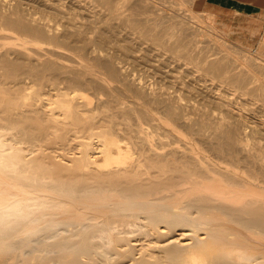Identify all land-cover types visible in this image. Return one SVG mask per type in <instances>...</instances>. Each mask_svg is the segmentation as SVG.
Returning a JSON list of instances; mask_svg holds the SVG:
<instances>
[{"label":"bare ground","instance_id":"obj_1","mask_svg":"<svg viewBox=\"0 0 264 264\" xmlns=\"http://www.w3.org/2000/svg\"><path fill=\"white\" fill-rule=\"evenodd\" d=\"M121 2L0 0V264H264L263 48Z\"/></svg>","mask_w":264,"mask_h":264},{"label":"rangeland","instance_id":"obj_2","mask_svg":"<svg viewBox=\"0 0 264 264\" xmlns=\"http://www.w3.org/2000/svg\"><path fill=\"white\" fill-rule=\"evenodd\" d=\"M100 1L101 0H99L98 4H95V2H93L91 0H63V2L65 3V5H63V8L64 9H68V8L74 9L78 14V16L73 15L76 18L99 19L100 21L98 22V25H101V26H115V25L116 26H124V24L117 23V22H115L113 24L107 23V22H105V19L110 18V19H114V20H119L122 18V16H121L122 14L116 12L115 15H113L114 11H122V10L124 11V8H125V11L129 12V10H131L133 8L132 7H126V6L122 7L121 0H116V2L119 5L117 3H115V0H114V3L112 6L110 5V8L107 7V3H105L103 0L101 2ZM123 1L127 2L128 0H123ZM133 1H137V0H133ZM154 1H159L158 3L156 2L157 7H155L153 5L151 7L149 6L150 9L146 7L147 8V12L145 11L146 13L144 11L143 12L141 11L142 13L139 12V14L137 13L136 15L140 18L145 16L144 17L145 19H148V17H149L152 20H154L156 18L159 19L158 18L159 15H161V16H159L160 18L162 17L164 19L166 18L167 15H169L168 17H171L170 20H169V18H166L165 21H164V19L162 21L161 20L162 18H161V19H159V21L161 20L164 25H167V24L171 25L172 24L173 26H176L178 24L181 27L188 26L191 28V26H193L192 28H197V27H200L201 29L205 28L203 30L208 31L209 33H207L206 35L201 34V36H200L201 40L203 39V41H204V42L202 41V43L203 44L207 43L208 45L211 43V44H213V47L217 46V48L216 47L214 48L215 50H221L218 48H222L218 45L219 41H225V43H227V46H229L228 44L233 46L231 48H235V47L237 48L238 45H239V47L240 46L243 48L245 47L246 50H245V48L243 49L244 53H248L251 55L254 54V52L256 51L257 48H263V50H264V47H262L263 46L262 42L264 40V14H256V15L239 14V13L232 11L231 8H226V7L218 8V10H216V8L211 7L210 4H208L206 2V0H183V3H182V0H167V1L166 0H162V1L161 0H154ZM162 2H164V3H162ZM159 4H160L161 8L159 7ZM79 7H80V9H79ZM128 8H129V10H126ZM175 8H176V10L178 9V11L181 14H182V12L185 13L186 16H188V14L191 13V10L192 11L196 10L199 13V17H194L193 21H190V22L186 21L183 23L182 19L185 18V15H181L180 13H178V15H180V17L178 15L176 17L175 12H177V11L175 10ZM141 9H143V7H141ZM110 11H112V12H110ZM170 13H172V14H170ZM173 13L175 14V16ZM140 14H143V15H140ZM209 14H210V16H212L211 18L208 17ZM189 16H190V14H189ZM208 18H209V20H211V22L208 21ZM175 20H181V21L179 23H175V22H173ZM95 23L96 22H93L90 24L95 25ZM181 23H182V25H181ZM209 23L213 24V26ZM195 26H197V27H195ZM122 31L127 32L129 30H122ZM200 43H201V41H200ZM141 45L146 47L149 45V43L142 41ZM260 45H261V47H260ZM210 47H211V45H210ZM252 51H254V52H252ZM222 52H224V51H222ZM169 54H170L169 52L163 53V55H165L167 57H169ZM261 55L264 56V54H261ZM139 59L140 60H138V62H136L134 64V68H135L134 71L137 73L142 72V74L149 76L150 78L155 77L157 75V73L154 71V68H155L154 63H151V62L146 63L143 61L144 60L143 58H139ZM182 67L186 70L189 69V66L187 64H182ZM194 73H196V71L192 72V69H191V71H186L185 77L189 78V77L193 76ZM169 81H170V79H169Z\"/></svg>","mask_w":264,"mask_h":264},{"label":"crops","instance_id":"obj_3","mask_svg":"<svg viewBox=\"0 0 264 264\" xmlns=\"http://www.w3.org/2000/svg\"><path fill=\"white\" fill-rule=\"evenodd\" d=\"M206 2L216 10L226 7L239 14H264V0H206Z\"/></svg>","mask_w":264,"mask_h":264}]
</instances>
